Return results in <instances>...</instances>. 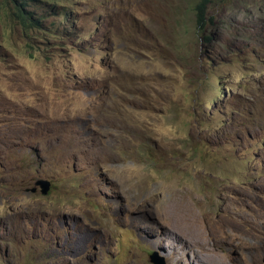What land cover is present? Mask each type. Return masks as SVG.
I'll return each instance as SVG.
<instances>
[{
    "label": "rangeland",
    "instance_id": "obj_1",
    "mask_svg": "<svg viewBox=\"0 0 264 264\" xmlns=\"http://www.w3.org/2000/svg\"><path fill=\"white\" fill-rule=\"evenodd\" d=\"M26 1L28 36L0 0V264H264V0L203 31L200 0Z\"/></svg>",
    "mask_w": 264,
    "mask_h": 264
},
{
    "label": "trees",
    "instance_id": "obj_2",
    "mask_svg": "<svg viewBox=\"0 0 264 264\" xmlns=\"http://www.w3.org/2000/svg\"><path fill=\"white\" fill-rule=\"evenodd\" d=\"M214 0H200L196 5V26L198 30H204L211 19L208 18L207 11L213 4ZM14 13L13 19L18 23L24 36H28L33 32L42 30L41 19L34 18L26 9L28 2L26 0H13ZM68 13L65 10L60 11V16L64 21L68 18Z\"/></svg>",
    "mask_w": 264,
    "mask_h": 264
},
{
    "label": "bare ground",
    "instance_id": "obj_3",
    "mask_svg": "<svg viewBox=\"0 0 264 264\" xmlns=\"http://www.w3.org/2000/svg\"><path fill=\"white\" fill-rule=\"evenodd\" d=\"M173 206V205H172ZM171 208V207H170ZM186 208V207H185ZM185 208H183L184 210H185ZM188 208V207H187ZM176 209V208H175ZM182 209V208H181ZM182 210H180L179 212L180 213H178V211H176L177 212V214L178 215H180L179 217H181L182 218V220L184 219L188 224H190V225H192V227L194 226L193 224H197V222H199L198 220V218H197V216L195 215L194 217H192L193 215H192V213H190L189 214V212H187V211H185L184 212V214L181 212ZM190 211V210H189ZM176 214V213H175ZM178 217V218H179ZM190 217H192L191 219H190ZM177 218V219H178ZM181 218H179V219H181ZM200 220H201V218H200ZM174 221V220H173ZM176 221H179V220H176ZM172 223V222H171ZM179 222H177L176 224H178ZM195 224V225H196ZM171 225V224H170ZM198 225V224H197ZM172 226H174V224L172 225ZM171 226V227H172ZM178 226H181V225H178ZM183 226H184V228H187V229H189L188 228V225H186L187 227H185V224L183 223V225H182V228H183ZM175 227H177V225L175 226ZM190 227V226H189ZM197 227V226H196ZM199 227V226H198ZM179 228V227H178ZM177 228V229H178ZM191 228V227H190ZM192 229V228H191ZM194 229H196L197 230V232H198V228H195L194 227ZM167 230V229H166ZM173 230H174V227H173ZM183 230V229H182ZM193 230V229H192ZM191 230V231H192ZM205 230L206 229H202L201 227H200V231H201V233H199L200 234V236L201 237H203L204 238V240H206V238H205ZM181 231V230H180ZM189 231H190V229H189ZM194 232H195V230H193ZM179 232V231H178ZM182 232V231H181ZM193 232V233H194ZM183 233V232H182ZM191 233V232H190ZM177 234V233H176ZM198 234V235H199ZM161 235H163L164 236V239L166 240V241H168V242H171L172 240H174L176 237H178L177 235H174L172 232H165L164 230H163V233H161ZM181 235V234H180ZM184 235H186V234H184ZM193 235V234H192ZM192 235H190V237L192 236ZM195 236V235H194ZM199 236V237H200ZM190 237H188V239H190ZM195 239H199V238H196V237H194ZM191 240V239H190ZM173 242V241H172ZM190 241H188V243H189ZM192 242V241H191ZM190 242V243H191ZM194 242V241H193ZM198 242V241H197ZM197 242H195V243H197ZM212 242V241H211ZM176 245V244H175ZM188 246H189V244H187ZM198 245L199 246H201V247H204L205 249H207L208 251H209V253H210V257H208V258H203L202 256H199V255H196L197 253H195V256L192 258L193 259V262H191L192 264H216L217 262H218V260H219V256H218V254H217V250L215 249V248H213V247H211L210 245V243H208V242H201V243H199L198 242ZM192 248V247H191ZM204 248H203V250H204ZM190 249V248H189ZM207 251V252H208ZM228 251V250H227ZM192 253V252H191ZM194 254V253H193ZM180 261V260H179ZM178 261V262H179ZM225 261V260H224ZM224 261H222L221 260V262L219 263V264H226Z\"/></svg>",
    "mask_w": 264,
    "mask_h": 264
},
{
    "label": "water",
    "instance_id": "obj_4",
    "mask_svg": "<svg viewBox=\"0 0 264 264\" xmlns=\"http://www.w3.org/2000/svg\"><path fill=\"white\" fill-rule=\"evenodd\" d=\"M51 183L48 179H39L35 182V186L28 190V192L35 193L40 189L42 195L46 196L50 190ZM150 262L153 264H166L165 260L154 253L150 256Z\"/></svg>",
    "mask_w": 264,
    "mask_h": 264
}]
</instances>
